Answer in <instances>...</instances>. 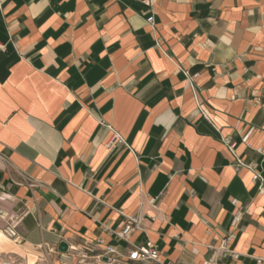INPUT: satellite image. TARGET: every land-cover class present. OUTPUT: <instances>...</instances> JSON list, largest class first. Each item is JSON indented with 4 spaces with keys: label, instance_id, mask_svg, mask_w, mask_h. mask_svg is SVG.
I'll return each mask as SVG.
<instances>
[{
    "label": "crops",
    "instance_id": "crops-1",
    "mask_svg": "<svg viewBox=\"0 0 264 264\" xmlns=\"http://www.w3.org/2000/svg\"><path fill=\"white\" fill-rule=\"evenodd\" d=\"M10 222L8 253L264 264V0H0Z\"/></svg>",
    "mask_w": 264,
    "mask_h": 264
},
{
    "label": "built area",
    "instance_id": "built-area-1",
    "mask_svg": "<svg viewBox=\"0 0 264 264\" xmlns=\"http://www.w3.org/2000/svg\"><path fill=\"white\" fill-rule=\"evenodd\" d=\"M146 22L148 24L152 25L153 18L149 17L146 19ZM123 140L119 138L116 134H113L110 140L107 142L106 146L108 148L117 145L122 144ZM226 144L229 145V148H232V144L226 140ZM260 179L259 176L254 175L253 180ZM140 225V220L137 218L130 219L128 222L123 224L122 228L116 232L113 233L115 240L120 241L124 240L127 241V237L135 230L138 229ZM2 232L10 239H14L16 237V231H15V224L13 222H10L3 230ZM227 240L223 241L221 245L219 246L218 250L220 251H227ZM75 249L69 247L68 252L64 255L59 254L56 252L61 258H66L70 252L74 251ZM115 251L112 247H106L104 250V258H107V261L104 262V264H115L119 263L118 260L114 257ZM159 257V251L155 244L151 243L150 241H146L144 244L138 245V246H132L131 249H129L125 260L122 263L125 264H161L158 261ZM204 264H222L221 259L219 255H216L215 252L213 255L204 263Z\"/></svg>",
    "mask_w": 264,
    "mask_h": 264
},
{
    "label": "rangeland",
    "instance_id": "rangeland-1",
    "mask_svg": "<svg viewBox=\"0 0 264 264\" xmlns=\"http://www.w3.org/2000/svg\"><path fill=\"white\" fill-rule=\"evenodd\" d=\"M12 245L14 246V244ZM14 248V252H7L10 250L9 242L8 249L0 250V264H104L101 258H90L89 255H85L81 250H74L66 258H61L56 252L44 248L35 250Z\"/></svg>",
    "mask_w": 264,
    "mask_h": 264
},
{
    "label": "water",
    "instance_id": "water-1",
    "mask_svg": "<svg viewBox=\"0 0 264 264\" xmlns=\"http://www.w3.org/2000/svg\"><path fill=\"white\" fill-rule=\"evenodd\" d=\"M57 252L59 254H62V255L66 254L68 252V245H67V243L60 242L58 244V247H57ZM103 261L106 262L107 261V258H103Z\"/></svg>",
    "mask_w": 264,
    "mask_h": 264
},
{
    "label": "bare ground",
    "instance_id": "bare-ground-1",
    "mask_svg": "<svg viewBox=\"0 0 264 264\" xmlns=\"http://www.w3.org/2000/svg\"><path fill=\"white\" fill-rule=\"evenodd\" d=\"M3 240H7V238L4 236L3 232L0 231V243H2Z\"/></svg>",
    "mask_w": 264,
    "mask_h": 264
}]
</instances>
